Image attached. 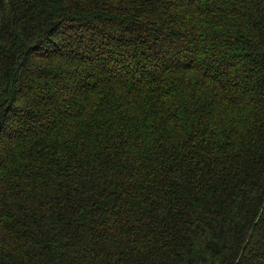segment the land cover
I'll return each instance as SVG.
<instances>
[{
  "label": "trees",
  "instance_id": "16d2710c",
  "mask_svg": "<svg viewBox=\"0 0 264 264\" xmlns=\"http://www.w3.org/2000/svg\"><path fill=\"white\" fill-rule=\"evenodd\" d=\"M0 264H264V0H0Z\"/></svg>",
  "mask_w": 264,
  "mask_h": 264
}]
</instances>
